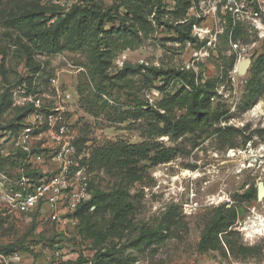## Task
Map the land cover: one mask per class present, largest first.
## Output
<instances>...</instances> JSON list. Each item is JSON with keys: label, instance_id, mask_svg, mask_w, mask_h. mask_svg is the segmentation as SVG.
<instances>
[{"label": "rangeland", "instance_id": "rangeland-1", "mask_svg": "<svg viewBox=\"0 0 264 264\" xmlns=\"http://www.w3.org/2000/svg\"><path fill=\"white\" fill-rule=\"evenodd\" d=\"M136 1L0 0V104L4 95L11 102L0 111V150L11 146L5 128L17 114L31 110L28 104H14L30 96L40 102L41 114H60L71 129L78 170L90 190H123L131 203L122 220L98 203L84 217L87 232L80 233L78 226L58 236L49 225L0 204V248L10 246L9 255L18 254L10 264H264V226H252L255 217L264 218V197L257 198L258 184L264 186V91L254 103L247 98L251 71L264 87V69L255 71V61L264 54V0H158L160 5L149 0L140 4L149 23L145 32L127 12ZM184 2L191 5L185 21L192 22V39L179 43L173 13ZM83 9L116 17L103 22L106 33L113 29L108 36L113 59L104 69L93 60L92 31L78 25ZM20 14L38 17L45 29L66 21L55 51L40 49L30 23L10 22ZM125 42L130 48L124 49ZM245 60L250 64L240 74ZM125 65L137 74L120 78ZM168 69H191L202 82L212 81V106L225 111L226 120L179 139L153 133L151 120L136 115L156 111L173 93L159 90L160 79L149 82L154 70ZM219 126L236 127L241 134L217 138L213 129ZM119 143L175 153L156 166L139 161L134 172L140 180L131 183L123 170L95 163L100 149ZM219 206L235 211L225 244L200 251L198 242Z\"/></svg>", "mask_w": 264, "mask_h": 264}, {"label": "trees", "instance_id": "trees-1", "mask_svg": "<svg viewBox=\"0 0 264 264\" xmlns=\"http://www.w3.org/2000/svg\"><path fill=\"white\" fill-rule=\"evenodd\" d=\"M138 1L130 3L126 8L129 15L132 16L130 19L132 24L136 26L139 31L145 32L149 23L142 18L140 4L143 5L146 1L149 2V0ZM155 2L160 5L158 0H155ZM190 8L191 5L189 3H179L176 5V9L173 13L175 19H177V22L173 24V30L177 34L176 40L179 43H185L192 39V22L185 21L186 14ZM78 14V25L84 24L92 31L94 63L97 64L99 69H104L113 59V48L110 47L111 41L108 39V36L113 34V29L106 33V31L103 30V22L106 20L111 23L116 17L110 15V13L100 14L85 9L81 12L79 11ZM148 14H151V11H148ZM33 20L35 21L33 22ZM180 21L185 22L179 23ZM10 22L15 24L30 23L32 26L31 33L37 41L40 42V49L48 53L55 51L57 37L60 34V30L63 29L64 23H66L65 20H61L62 26L60 23V26H58V24H52L49 26L50 28L45 29V27H42L44 25L43 21L38 17L35 18L26 14L14 15L11 17ZM119 31L118 29L114 30L115 34H118ZM101 46L103 47L101 48ZM128 48H130V45L128 42H125L124 49ZM255 68V71L258 70V72L264 69V54L255 61ZM137 72L138 69L125 65L119 71V76L120 78H125L127 75L137 74ZM256 77V74L253 75L251 71V79L247 87V98L251 103L256 102L264 91L263 84L257 80ZM158 79L163 83L159 90H162L163 87L171 88L173 93L163 97L157 105L156 111L147 114V112L139 110L136 115L138 119L148 117V119L151 120L148 126L153 133L159 136H169L172 139H179L184 135L194 134L203 129H212L214 126L226 120V112L221 111L219 107L214 108L212 106L211 100L216 96L215 85L212 81L202 82L191 69L154 70L152 72V79H149V82L151 84ZM7 101L8 103L10 102V100H7L6 95H4L0 104V111ZM176 111H182V114L177 115ZM25 112L26 111L23 110L22 113L17 114L10 125L5 128V130L10 131L11 136L16 134L19 123L25 116ZM213 131L217 135V138L241 134V130L233 126H219L214 128ZM229 146L232 148V143L229 144ZM151 151L153 152L152 156H150ZM174 153V149H161L156 145L111 144L103 147L97 152L95 163L98 167L104 169H108L112 166L123 170L130 182L134 183L140 180V176H137L134 172L136 170V164L139 161L149 160L153 166H156L169 162L173 158ZM6 162L7 160L0 154V168H3ZM92 193L93 198L90 204L80 207L76 213L77 219L79 218L76 228L79 226L78 231L80 233L87 232L88 226L85 224L84 217L89 213H94L96 209L99 208L97 205L98 203H100L101 207L104 209L109 208L114 214L113 218L115 220H122L131 211V203L126 191L116 190L108 194L98 192ZM250 198L251 197L248 196L246 200ZM109 205L111 206L108 207ZM91 206H94L92 211L90 210ZM33 218H36V216ZM234 219L235 211L233 209H224L220 206L217 207L212 223L198 242L199 250L204 251L208 248H214L219 244H225L223 236L229 234L228 228L233 223ZM45 224L49 225L48 223ZM50 228L55 233L54 235L57 234L58 236L60 234L56 233L52 226H50ZM156 232H154V234H156ZM13 250L14 249L10 246L0 248V254L9 255L14 252Z\"/></svg>", "mask_w": 264, "mask_h": 264}, {"label": "built area", "instance_id": "built-area-1", "mask_svg": "<svg viewBox=\"0 0 264 264\" xmlns=\"http://www.w3.org/2000/svg\"><path fill=\"white\" fill-rule=\"evenodd\" d=\"M21 98L14 105L28 104L31 110L19 123L10 148L0 150L7 160L0 168V204L10 213L36 216L56 233L74 230L78 209L90 204L93 193L78 170L72 131L61 122L60 114H41L39 101L26 95ZM17 258L16 253L0 254V264Z\"/></svg>", "mask_w": 264, "mask_h": 264}, {"label": "water", "instance_id": "water-1", "mask_svg": "<svg viewBox=\"0 0 264 264\" xmlns=\"http://www.w3.org/2000/svg\"><path fill=\"white\" fill-rule=\"evenodd\" d=\"M249 64H250L249 60H245V61L241 62L238 66V72L240 74L245 73ZM263 197H264V186L262 184H258V186H257V198L261 199Z\"/></svg>", "mask_w": 264, "mask_h": 264}, {"label": "bare ground", "instance_id": "bare-ground-1", "mask_svg": "<svg viewBox=\"0 0 264 264\" xmlns=\"http://www.w3.org/2000/svg\"><path fill=\"white\" fill-rule=\"evenodd\" d=\"M254 220H255L256 222H254V223L252 224L253 227H254V226H258V227H262V226H264V218H261V217H255Z\"/></svg>", "mask_w": 264, "mask_h": 264}]
</instances>
